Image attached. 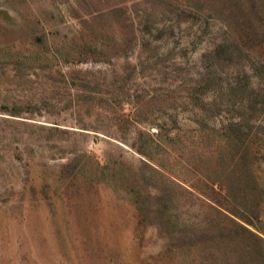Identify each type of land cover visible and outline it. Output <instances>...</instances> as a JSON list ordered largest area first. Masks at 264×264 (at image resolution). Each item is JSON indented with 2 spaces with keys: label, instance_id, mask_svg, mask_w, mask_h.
I'll list each match as a JSON object with an SVG mask.
<instances>
[{
  "label": "rangeland",
  "instance_id": "374dc122",
  "mask_svg": "<svg viewBox=\"0 0 264 264\" xmlns=\"http://www.w3.org/2000/svg\"><path fill=\"white\" fill-rule=\"evenodd\" d=\"M0 264H264V0H0Z\"/></svg>",
  "mask_w": 264,
  "mask_h": 264
},
{
  "label": "trees",
  "instance_id": "16d2710c",
  "mask_svg": "<svg viewBox=\"0 0 264 264\" xmlns=\"http://www.w3.org/2000/svg\"><path fill=\"white\" fill-rule=\"evenodd\" d=\"M153 170L154 171H156L157 172V169H155V168H153ZM165 176V175H164ZM171 180V179H170ZM173 181V180H172ZM210 207L216 212V213H218V214H220L221 216H224V217H226V218H228V219H232L230 216H228L227 214H225V212L223 211V209L224 208H222V206H218L217 204H212V205H210ZM230 217V218H229ZM245 229V228H244ZM246 231H248L250 234H252L253 236H255V237H258V238H261L260 237V235H258V233H255V232H252V231H250V230H248V229H245Z\"/></svg>",
  "mask_w": 264,
  "mask_h": 264
}]
</instances>
